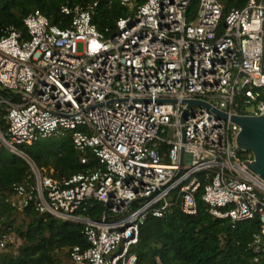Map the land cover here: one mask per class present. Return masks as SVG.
Listing matches in <instances>:
<instances>
[{"label":"built area","instance_id":"built-area-1","mask_svg":"<svg viewBox=\"0 0 264 264\" xmlns=\"http://www.w3.org/2000/svg\"><path fill=\"white\" fill-rule=\"evenodd\" d=\"M118 1L128 13L108 35L80 4L60 7L67 27L34 9L25 36L13 26L0 34V86L13 93L0 96V149L33 177L12 185L9 204L81 225L87 245L63 264H137L143 220L174 206L196 213L201 190L213 216L259 219L252 263L264 264V181L243 163L253 155L237 147L230 119L264 113V0L225 15L218 0H196L191 19V0ZM66 134L81 163L90 154L101 167L61 181L41 175L22 146Z\"/></svg>","mask_w":264,"mask_h":264},{"label":"trees","instance_id":"trees-1","mask_svg":"<svg viewBox=\"0 0 264 264\" xmlns=\"http://www.w3.org/2000/svg\"><path fill=\"white\" fill-rule=\"evenodd\" d=\"M223 15L232 8H241L246 0H218ZM138 2V1H137ZM91 5V22L105 35L115 31L118 18L128 11L118 0H0V34L8 26L25 36L23 17L34 9L44 14L52 24L69 25V17L60 11L62 5ZM196 0L189 2L188 19L193 18ZM0 96L13 93L0 86ZM2 111V110H1ZM6 124L0 113V130ZM41 175L58 181L74 173L101 167L90 154L81 163L73 149L70 136L47 138L22 146ZM33 182L28 164L18 155L0 149V239L12 236L0 249V264H63L72 246H86L78 223L60 220L39 213L33 206L16 209L9 204L12 185ZM196 193V213L186 214L174 206L162 217L148 215L139 226V237L132 251L137 264H253V235L260 231L257 217L232 223L227 218L210 214L208 206ZM101 204L94 202L85 212L90 218L98 216Z\"/></svg>","mask_w":264,"mask_h":264},{"label":"water","instance_id":"water-1","mask_svg":"<svg viewBox=\"0 0 264 264\" xmlns=\"http://www.w3.org/2000/svg\"><path fill=\"white\" fill-rule=\"evenodd\" d=\"M187 105H209L199 100H188ZM219 116L226 117L223 112L215 111ZM231 121L240 127L236 136V144L239 149L250 151L253 159L243 162L248 169L258 175L264 181V113L257 116L232 115Z\"/></svg>","mask_w":264,"mask_h":264},{"label":"rangeland","instance_id":"rangeland-1","mask_svg":"<svg viewBox=\"0 0 264 264\" xmlns=\"http://www.w3.org/2000/svg\"><path fill=\"white\" fill-rule=\"evenodd\" d=\"M81 49H82V44L81 43H78L77 44V51H81ZM52 139L59 140V139H62V137H60L58 135H55V136L52 137Z\"/></svg>","mask_w":264,"mask_h":264}]
</instances>
